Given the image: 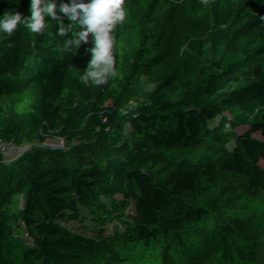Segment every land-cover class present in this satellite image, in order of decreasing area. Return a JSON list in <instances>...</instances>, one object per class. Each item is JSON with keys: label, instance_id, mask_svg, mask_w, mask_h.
Segmentation results:
<instances>
[{"label": "trees", "instance_id": "obj_1", "mask_svg": "<svg viewBox=\"0 0 264 264\" xmlns=\"http://www.w3.org/2000/svg\"><path fill=\"white\" fill-rule=\"evenodd\" d=\"M124 7L102 86L67 17L0 32V264H264V0Z\"/></svg>", "mask_w": 264, "mask_h": 264}, {"label": "clouds", "instance_id": "obj_2", "mask_svg": "<svg viewBox=\"0 0 264 264\" xmlns=\"http://www.w3.org/2000/svg\"><path fill=\"white\" fill-rule=\"evenodd\" d=\"M208 5L212 0H200ZM125 0H75L73 3L56 0H29V15L19 10L4 13L0 18V32L11 37L23 25L31 33L43 35L48 28V20L63 21L67 17L78 23L81 31L77 38L66 41V46H80L89 43L91 37L90 60L82 75L84 83L96 86L106 84L109 78L117 75L113 55V31L126 19ZM60 35H66L63 27Z\"/></svg>", "mask_w": 264, "mask_h": 264}, {"label": "rangeland", "instance_id": "obj_3", "mask_svg": "<svg viewBox=\"0 0 264 264\" xmlns=\"http://www.w3.org/2000/svg\"><path fill=\"white\" fill-rule=\"evenodd\" d=\"M260 204L259 203H257V205L256 206H259Z\"/></svg>", "mask_w": 264, "mask_h": 264}]
</instances>
